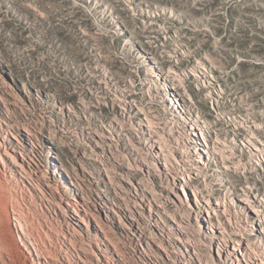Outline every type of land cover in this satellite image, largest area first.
I'll use <instances>...</instances> for the list:
<instances>
[{
	"label": "rangeland",
	"instance_id": "rangeland-1",
	"mask_svg": "<svg viewBox=\"0 0 264 264\" xmlns=\"http://www.w3.org/2000/svg\"><path fill=\"white\" fill-rule=\"evenodd\" d=\"M249 1L0 0V264H32L18 234L54 264H205L215 232L264 264ZM155 152L191 174L174 192L185 210L137 168Z\"/></svg>",
	"mask_w": 264,
	"mask_h": 264
},
{
	"label": "bare ground",
	"instance_id": "bare-ground-1",
	"mask_svg": "<svg viewBox=\"0 0 264 264\" xmlns=\"http://www.w3.org/2000/svg\"><path fill=\"white\" fill-rule=\"evenodd\" d=\"M137 131L142 138H148L147 129L145 127L139 126ZM151 146L154 147L153 144H151ZM146 156L150 157L155 162V164L149 165L150 163H147V164L145 163V164H141V167L140 165H137V168L138 169L141 168L144 171V174L148 175L149 177H151L155 172H157L158 175L163 177L165 181L166 189L169 190V194L167 195L168 200L173 203L175 202L176 204L175 207L177 208L178 211L185 210L184 209L185 206L183 205L180 196H178L174 192H175L176 187H178L180 181L184 182L187 177L189 178L191 177V174L187 172L185 168L179 169L174 166L166 167L164 163L160 167V164L158 163V161H164L165 157L162 158L159 152L147 154ZM6 158L8 159L12 157L7 152V150L3 148L2 145H0V178L3 175H5V171H6L5 159ZM15 166L20 167L21 164H17ZM9 168H12V167H9ZM129 170H131V168H129ZM168 172L174 174L175 177L170 175L172 177L169 178ZM108 179L110 180V178ZM121 184L126 190L127 189L126 185L123 182H121ZM157 208H162V207L157 206ZM189 209H190V212L188 215V219L192 220V217H194V220L196 219L199 221L204 220V217H203L204 213H201L200 210H198L197 212H194L193 208H189ZM139 210H145V209L139 206ZM149 212H150V208H149ZM183 214L184 212L182 211L180 215L181 219H182ZM174 222L175 224H177V227H180L181 225H183L181 220L180 221L175 220ZM216 229L217 228H215V230ZM13 230H14V227H13ZM17 237H18V240L20 241L21 253L24 254L25 258H29L32 264H47V262L48 264H54V262L51 260L50 262L49 261L46 262L47 258H45L43 254H41L42 255L41 256L40 254L36 253V250H34L36 249V247L35 248L30 247L28 240L25 238L23 234H18ZM206 240L208 241L207 242V248H208L207 252L208 253L207 255L202 257V260H204L203 262L205 264H235L234 261H237L236 263L244 262V263L254 264L251 261H249V258H250L249 254L247 252L246 246H244V243L242 241H237V240L227 241L221 232H218L217 234L215 232L213 236L209 237ZM188 241H189L188 237L181 238V242L183 243H188ZM220 242H222V244H220ZM31 246L33 245L31 244Z\"/></svg>",
	"mask_w": 264,
	"mask_h": 264
},
{
	"label": "trees",
	"instance_id": "trees-1",
	"mask_svg": "<svg viewBox=\"0 0 264 264\" xmlns=\"http://www.w3.org/2000/svg\"><path fill=\"white\" fill-rule=\"evenodd\" d=\"M246 9L251 15L260 17L250 16L251 22H249L248 28H245L244 38L247 45L249 41L254 40L256 42V50L258 49L257 53H261V51H264V0L249 1Z\"/></svg>",
	"mask_w": 264,
	"mask_h": 264
},
{
	"label": "built area",
	"instance_id": "built-area-1",
	"mask_svg": "<svg viewBox=\"0 0 264 264\" xmlns=\"http://www.w3.org/2000/svg\"><path fill=\"white\" fill-rule=\"evenodd\" d=\"M13 224H14V225H15V224L18 225L16 221H14Z\"/></svg>",
	"mask_w": 264,
	"mask_h": 264
}]
</instances>
